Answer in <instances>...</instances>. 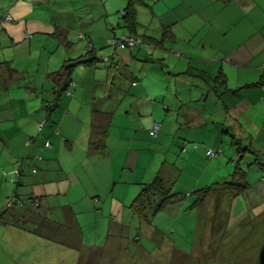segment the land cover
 <instances>
[{"label":"crops","instance_id":"crops-1","mask_svg":"<svg viewBox=\"0 0 264 264\" xmlns=\"http://www.w3.org/2000/svg\"><path fill=\"white\" fill-rule=\"evenodd\" d=\"M74 1L70 0L67 4L62 0H0V93H5L6 102L12 101L9 90L19 74L13 67L17 66L16 63L14 65L15 58L27 57V67L36 68L35 73L29 71L24 76L42 81L38 84L41 97V91L51 94L53 84L48 75L57 72L67 56L77 58L86 51L87 40L79 38L80 43L69 55L63 53L64 46L55 40L57 45L55 42L41 43L34 40V35L51 36L56 29L77 27L76 23H70L78 17ZM146 2L149 7L144 10L150 11L158 23L151 37L159 40L167 30L170 34V39L166 40L163 47H155V51H151L146 44L145 48L133 53L112 49L111 54L106 56L109 59V63L104 64L106 67L95 64L84 67L83 71L77 69L73 75L76 87L70 90L69 97L63 98L62 110L52 115L41 134H38L37 124L44 119L45 113L40 97L31 108L24 107L18 115L11 107L0 121L4 124L0 128V161L12 170L11 183H0V200L15 195L24 202L23 208L11 213L31 214L29 227L36 235L28 234L44 241L52 239L38 246L39 249L46 247V250H57L56 244L60 243L78 256L80 253L87 255V258L93 252H101L103 257L113 254L116 260L112 264H122L123 261L120 263L117 259H123L127 253L133 260L132 264L135 259L147 261V256H153L155 261L156 251L161 248L153 242V237L159 232L158 220L161 215L170 214L174 207L152 218L149 223L142 224L131 214L128 205L139 187L149 184L157 172L164 168V164L170 165L166 160L168 156L159 149L161 143L150 145L148 140L157 142L161 137L168 140L169 136L174 140L180 135L179 139L185 144L179 145L184 148L187 144L182 154H191L194 163L197 157L192 154L193 151L195 153L201 149L204 157L206 149H218L224 153L222 145L226 138L222 136V126L225 123L233 128L237 136L251 137L264 146V0ZM63 7L66 13H62ZM25 12L35 14L25 22L21 40L20 18H24ZM63 14L67 18L64 25L56 21ZM5 16H9L11 21L5 22ZM14 18H18V21H13ZM79 27L78 35L86 31L89 38L97 39L89 30L87 22H81ZM27 33L32 34V37L25 36L23 39ZM140 33L146 35L145 31L138 30ZM123 35H126L125 31L120 36ZM108 36V32H105L101 38L120 37L115 34ZM93 44L95 48L100 46L97 40ZM32 47L36 50L34 54ZM40 63L45 68L40 67ZM164 63L168 66L172 64L173 67L169 80L191 87L187 94L175 92L170 96L169 88H164L162 74L154 69L155 64L162 67ZM7 65L15 71L11 77L6 71ZM190 70L203 72L207 79L219 72L224 74L228 93L216 100L202 82L187 75ZM105 82L106 86L108 82L111 86L103 91L102 84ZM35 83L30 85L31 91L38 89ZM122 86L124 93H121ZM125 96L128 98L126 102L123 101ZM92 104L100 111L114 115L105 139V151L87 157ZM121 107L123 113L118 112ZM168 114L171 115L166 118ZM167 119L169 122H166ZM155 123L160 124V131L153 139L150 132ZM171 124L176 125L177 129L173 135H170ZM128 127L134 128V132L127 131L128 134H124L123 131L126 132ZM161 131L164 133L160 135ZM46 141L51 149L44 148ZM150 149H154V156ZM226 155L230 164L236 159L235 153ZM216 160V164L211 167L212 174H204L201 181V171L193 179L196 186L200 182L202 187L207 186L229 174L228 167L220 169V158ZM33 168H36L35 173H32ZM171 168L176 171L175 167ZM169 169L168 173L171 171ZM17 173H20L19 178ZM259 190V186H251L248 194ZM247 196L248 199H244L249 203L250 196ZM35 198L40 200L38 210L28 205ZM243 201H240L242 208ZM240 204L237 202L230 207L234 210L239 208L241 214ZM260 205L256 204L254 209ZM185 207L186 204H181L180 211ZM259 210L263 213L264 208ZM246 216L239 218L237 223L248 218ZM2 222L0 219L2 246L19 249L20 242L26 240L27 232L4 226ZM83 233L89 234L85 236ZM142 235L146 239L151 238V245L145 248L136 246L134 252L125 251L128 242L123 238L134 237L138 240ZM206 236L202 231L203 242H206ZM191 240L195 242L196 239ZM162 247L166 252V256L162 257L170 262L174 255L187 256L185 253L191 252L190 246L185 248L165 242L164 239ZM192 255L197 254L192 250ZM1 260L13 263V257L4 258L2 254ZM164 264H168L167 260Z\"/></svg>","mask_w":264,"mask_h":264},{"label":"rangeland","instance_id":"rangeland-1","mask_svg":"<svg viewBox=\"0 0 264 264\" xmlns=\"http://www.w3.org/2000/svg\"><path fill=\"white\" fill-rule=\"evenodd\" d=\"M32 1V0H30ZM70 0H62L63 3H67ZM60 2V1H58ZM74 7L77 8L78 17L77 20L73 18V21L70 23H76L77 27L69 29L67 32L68 41L72 44L70 48H64L63 53H72L73 50L78 46V43L80 41L78 40V32L80 31L79 24L81 22H87L89 30L93 33L94 36H96L98 41L99 49L97 51V57L101 60L110 55L112 48L108 47L107 40L109 38H101L105 32H108L109 36L112 37L113 34L116 36H120L124 33V29L122 28V11L126 6V0H75L73 2ZM104 8L106 11V15L104 14ZM62 13H66L67 11H64L65 8L63 7ZM144 10V9H143ZM35 13L28 12L24 14V18L22 19V28L20 29L21 33V40H22V33L25 30V22L27 19H29L31 16H34ZM30 15V16H29ZM13 21H18V18H14ZM57 22H61L62 25H64L67 21V18L64 17V14L61 18H56ZM137 21L139 23V31L146 32L145 34H139V35H145V36H152L154 34V29L157 26V19L153 18L151 16L150 11L144 10L138 12ZM19 23V22H18ZM17 23V24H18ZM16 24V22H15ZM15 30H18L17 28ZM25 36L32 37V34H24L23 39ZM36 42L41 43H49V42H55L53 37H50L48 35H34ZM57 45V43L55 42ZM23 48V47H20ZM7 51V50H6ZM31 51L33 54L36 52V50L32 47ZM160 52V51H157ZM162 52V51H161ZM181 53V52H180ZM32 54V56H33ZM183 55V53H181ZM22 57V58H21ZM14 65L16 63V70L18 71V78L12 82V85L9 90L10 97L12 99L11 102L7 101V96L5 93H0V121L2 120L3 116H5L9 109L12 107L15 111V114L18 115V112L22 110L24 107H32V105L35 103V101L38 102L40 97L39 87L38 84H41V80L38 78L29 79V77L24 76L26 73H29V71H32L35 73L34 67L30 68L27 67V64L29 63V60H27V57L19 56L15 58ZM99 66H104L101 63H98ZM154 65V64H153ZM40 67L45 68L44 65L42 66V63H40ZM106 67V66H104ZM172 64L168 66V64H163V66H159L158 64L154 65V69L158 74H162L163 79V86L164 88L168 90L169 88V94L170 96L175 94V92H179L183 95L185 93H188V90L191 88L187 85H184L183 83L179 81H172L169 80L170 74L172 69ZM154 71V70H153ZM24 76V77H23ZM119 76V75H117ZM23 78V79H22ZM34 82L38 87V89L32 90L29 89L30 85ZM115 85H117V81L114 82ZM103 85V91L106 89V87H110L111 83L108 82L106 86V82ZM36 94H35V93ZM125 89H123L122 86V92L124 93ZM53 95L52 94H44L41 91V99H47L52 100ZM127 97L125 96L123 98V101H127ZM62 102V101H61ZM167 105V104H166ZM168 106V105H167ZM29 108V110H30ZM63 106H61V103L59 102L58 106L54 109V113L57 111L62 110ZM165 111V110H164ZM119 113H123V107H121L118 110ZM163 112V111H162ZM138 113V112H137ZM139 114V113H138ZM145 114V113H142ZM168 116L166 118L169 117ZM172 119V118H171ZM166 122H169L168 119ZM4 124L0 123V128ZM7 125V124H6ZM168 124L164 126L166 128ZM171 132L170 135L174 134L176 132V125L171 124ZM134 128L128 127L126 129V132L123 131L124 134H128L127 131H132ZM165 130V129H164ZM164 133V131H163ZM162 131L160 132V135L163 134ZM178 138L171 139L170 136L168 137V140L166 138H160V141L152 142L148 140V144L150 145H160L161 143L162 147L159 148L161 152L165 153V155L168 156L166 159L167 162L170 164H164L165 169H168L170 166L175 167L176 171L175 174H172L169 176V187L171 189V194L178 195V201L176 202V205L174 208H172V212L170 214H166L164 216L161 215V219L158 220L157 227L162 232L165 230L166 232H163L164 235H161L159 232L157 235L153 237V242L158 245V247L161 246V248H158L156 251V257L155 261L153 256L148 257L147 261H141L140 259H135L134 264H164V261L167 260L168 264H264V211H260L259 209L264 208V193L254 195L253 192L249 193L251 202H249L246 210L245 207L242 208L240 202V207L242 209L241 214H239L240 210L237 208L234 210L230 207V223L228 224V218L227 214L225 213V210H222V218L224 219V223H226L225 228H223V231L220 236L216 237V244L214 246V250H212L213 255L207 254V255H201L202 251L200 250L201 246V233L204 229V227L207 224L206 219V213L208 210L209 204L202 205L198 209H187L190 204L193 202V195L192 193L195 190L200 189V187L203 186L202 182L198 183L197 186L200 184V186H196L193 182V179L197 177V175H200V179L202 181V178L205 175L209 176V174H212L211 167H213V164H216V159L220 158L221 161V168L228 167L229 173L233 171V165L230 164L227 160L228 154H234V149H229V146H227V140H224V144L222 145L223 154L220 153L216 158L214 159H206L203 155V152L201 149L198 152L193 151L192 154H195L196 161L193 163V160L190 158L191 154H185L183 155L180 151L182 148L181 145H179L181 140ZM193 145V144H192ZM203 147V146H201ZM78 151H80V147L77 146ZM154 156V149H150ZM210 150V149H208ZM214 150V149H213ZM216 151V150H214ZM159 152V153H161ZM230 152V153H229ZM227 157V158H226ZM80 160H82V155L80 154ZM87 159L84 160V162ZM212 162L211 164H208V162ZM81 162V161H80ZM166 165V166H165ZM0 183L2 184H10L11 181H9L10 176H12V170L9 166L5 164V162L0 161ZM231 168V169H230ZM81 170L83 168L81 167ZM224 170V169H222ZM180 173V174H179ZM218 173V170H217ZM81 174V171L78 172V175ZM156 175L151 179V182L155 179ZM263 179V180H262ZM13 180V179H12ZM247 180L250 183H257L256 181L263 182L264 181V175L262 176V172H260L258 169L254 170L253 168L249 170V173L247 174ZM216 179L213 181L215 182ZM10 182V183H9ZM150 182V183H151ZM211 182V183H213ZM85 185L87 187V183L85 182ZM141 187H139L138 192L132 196V199L129 200V204L134 200L137 195L140 192ZM190 196V197H189ZM8 200V199H7ZM7 200H0V210H3L5 208V201ZM263 201V204L258 206L254 209V206L256 204ZM186 204L187 206L180 211V205ZM232 205V204H231ZM225 208H227V205H225ZM234 211V213H233ZM233 213V214H232ZM127 214H130L129 211H127ZM239 214V215H238ZM248 215V216H246ZM249 217L244 219V224L238 225L237 221L241 217ZM154 217V216H153ZM152 219V216L150 217V220ZM144 224V223H142ZM131 228V227H129ZM139 228V226L137 227ZM85 236H87L89 233H83ZM26 240L23 242H20L19 249L15 250L11 249L7 245L4 247L2 246V243L0 242V264H9L7 262H4L1 260V254L5 258L7 257H13V263L12 264H78V260L80 256L76 254L73 250L65 248L62 244H56L58 245L55 249H47L41 248L39 249L38 246H42L44 242H50L52 239L44 241L42 238L38 239L36 236H32L28 233H25ZM154 235V234H153ZM195 240L193 242L191 240ZM163 239L165 242L176 244V245H183L185 248H188L190 246V251L193 250L196 254L199 255L189 257V252L185 253V255L181 260H174L175 255L173 256L172 262H170L167 258L162 257L166 256V252L164 248L162 247ZM214 242V243H215ZM210 243V242H209ZM214 243L211 244L210 247L214 245ZM99 245L100 241L98 242ZM133 244V243H131ZM150 244L148 239H146L143 235L142 238H140V242L138 245L141 247H146V245ZM137 245V243L135 244ZM103 247V246H102ZM149 247V246H148ZM152 249V248H150ZM151 251V250H149ZM2 252V253H1ZM109 252V250H108ZM101 253V252H100ZM98 252H93V256L90 257V259L85 258L81 263L82 264H96V259L98 257ZM96 254V255H95ZM111 255V254H110ZM116 260V257L112 254V256L103 257L100 255L99 263L98 264H112ZM122 262V264H132L131 258L129 257L128 253L124 256L123 259H117ZM154 261V262H153Z\"/></svg>","mask_w":264,"mask_h":264},{"label":"trees","instance_id":"trees-1","mask_svg":"<svg viewBox=\"0 0 264 264\" xmlns=\"http://www.w3.org/2000/svg\"><path fill=\"white\" fill-rule=\"evenodd\" d=\"M146 7H149L146 0H126V6L122 11V20H123L122 28L125 30L126 35L108 39L107 40L108 47L112 48L113 51L116 52L128 51L130 53H133L137 51V49L145 48L146 44H148L149 46L148 49L151 51H155V47L164 46L166 40L170 39V34L168 30L162 35V37L159 40L154 39L153 37L150 36H145V35L139 36L138 34V28H139V23L137 21L138 12L141 9H145ZM5 17L3 18V20L5 19ZM67 32L68 29H62V30L56 29L55 33L51 34L50 37H53L55 41L58 44L64 46V48H70L72 44L67 40L66 37ZM89 36L90 35L86 31H82L78 35V38L80 40H87L86 51L80 57L71 58L70 56H67L60 69L57 72L48 75L49 78H51L53 84L51 90V94L53 95V97L52 100L50 101L44 98L41 99L42 109L45 113V117L43 120H41V122L37 124L38 134L42 133V129L44 128L45 123L47 121H50L52 115L54 114V109L58 106L59 102L61 103V101L65 96L69 97L71 95L70 90L76 87V84L73 79V75L75 71H77V69L83 71L84 67H89L91 65H95L98 63H101L103 65L104 64L107 65L109 63L108 57H104L102 60L97 57V51L99 49L95 48L93 44L95 40L89 38ZM121 38H131L138 42L137 46L133 50H117L115 49V47L111 46V42L114 39L120 40ZM67 54L69 55V53ZM174 56L177 58L180 57L178 54H174ZM5 67L7 73L11 77L12 74L15 73V71L9 68L8 65ZM169 74L172 75L171 72H169ZM187 75L196 78L200 82H202V84L205 85L212 92L216 100L217 99L220 100L225 95V93H228L226 89V78L224 74L220 72L212 78L208 77L209 79H207V76L203 72H197L194 70H190L189 74ZM134 84L136 85V83ZM247 87L250 88L254 86H247ZM113 115L114 114L112 113L100 111L94 104L91 105V123H90L89 139L87 144V155H86L87 157L93 154L103 153L105 151V139L108 136ZM154 125H159V131H160V124L155 123ZM151 132H150V137L153 139H155L159 134L158 132L157 136L153 137L151 135ZM222 136H224L226 138L225 140L228 141L227 146H229L230 149H234L235 151L234 153L236 155L235 156L236 159L231 161V164L233 165V171L229 173L227 176H225V178L221 180H216L215 182L210 183L207 186L200 187V189L195 190L192 193L194 198L193 202L187 208V209L195 210L200 208L202 205H206L207 203L209 204L206 213L207 224L203 229V232L207 235L205 240L206 242H203L201 240L202 242L200 246V250L202 251L201 255L204 256L209 253L211 254V256L213 255L212 250H214L213 248L216 244L215 242L216 237L221 235L223 228H225L226 226V223L223 222L225 218H222V210H225V213L228 215L227 218L229 224L231 218L230 205L244 200L243 203L246 210L249 203L246 202L244 198L247 197L248 199L247 196L248 190L251 188V186L254 187L259 186L260 188L258 192H255L253 194V197L254 195L264 193V181L263 182L256 181L257 183H250L247 180V174L249 173V170H251L252 168L254 170L258 169L260 172H262V176L264 175V146L258 144L256 140L251 137L242 138L237 136L234 133L233 128H231L229 125H226L225 123H223L222 126ZM186 145L184 146L183 149L181 148L182 150L180 149L181 153L186 151L185 150ZM44 148L51 149V146L47 141L44 144ZM207 150L208 149H206L205 151ZM214 152H219V154L222 153L218 149H216V151ZM169 168H170L169 170H171L170 173L167 172V169H165V167L161 168L157 172L155 179L151 183L142 185L139 194L129 205V210L131 214L134 217H136L138 222L149 223L151 216L152 218L159 216L162 213H164L167 209L172 208L176 205V202L178 201V195L171 194V189L168 186L169 185L168 176L175 174V171L171 168V166ZM35 172H36V168H33L32 173ZM17 174H18L17 177L19 178L20 173ZM15 183L17 182L15 181ZM261 203L263 202H260L257 205H260ZM39 204H40V200L35 198L30 200V203L28 205L33 210H38L40 207ZM4 205L5 208L3 209V211L0 212L1 222L3 221L2 225L13 226L20 229L21 231L36 235L35 231L31 230L29 227L30 219L32 218L31 214L11 213L18 211V209L20 208H23L24 207L23 201H21L14 195L13 197L8 198V200L5 201ZM225 205H227V208H225ZM237 221H235V223ZM244 221L245 220L237 224L242 225V223L244 224ZM158 231L159 233L166 232L165 230H163L162 232L160 230ZM123 239H125V241L128 242L125 248V251L127 252L129 251L134 252L136 246H140L138 245L140 239L135 240L136 238L134 237L123 238ZM147 239L148 241H150L151 238H147ZM136 243L137 245H135ZM212 243H214V245L210 247ZM202 247L204 249H202ZM93 255L94 254H91V256ZM100 255L101 253L98 254V257L96 259V264L99 263ZM197 255L199 254L197 253ZM197 255H192V251H191L188 256L193 257ZM79 256L80 258L78 260V264H82L81 262L85 258H87V255L80 253ZM91 256H88L89 257L88 259H90ZM183 257L184 256H178V257L176 256L174 257V260L176 258V260L178 259L182 261V259H184Z\"/></svg>","mask_w":264,"mask_h":264},{"label":"built area","instance_id":"built-area-1","mask_svg":"<svg viewBox=\"0 0 264 264\" xmlns=\"http://www.w3.org/2000/svg\"><path fill=\"white\" fill-rule=\"evenodd\" d=\"M10 17H5L4 21L8 22L10 21ZM137 41L131 39V38H121L120 40L114 39L111 42V46L115 47L117 50H133L137 46ZM159 132V125H154L153 130L151 132V135L153 137H156ZM219 152H214L211 150L205 151V156L209 159L216 158Z\"/></svg>","mask_w":264,"mask_h":264}]
</instances>
